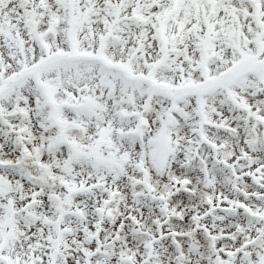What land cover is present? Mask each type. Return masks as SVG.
I'll use <instances>...</instances> for the list:
<instances>
[{"label":"snow or ice","instance_id":"6c2138e0","mask_svg":"<svg viewBox=\"0 0 264 264\" xmlns=\"http://www.w3.org/2000/svg\"><path fill=\"white\" fill-rule=\"evenodd\" d=\"M0 264H264V0H0Z\"/></svg>","mask_w":264,"mask_h":264}]
</instances>
